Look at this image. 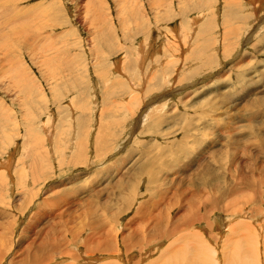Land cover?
<instances>
[{
	"label": "rangeland",
	"instance_id": "374dc122",
	"mask_svg": "<svg viewBox=\"0 0 264 264\" xmlns=\"http://www.w3.org/2000/svg\"><path fill=\"white\" fill-rule=\"evenodd\" d=\"M0 163V264H264V0H0Z\"/></svg>",
	"mask_w": 264,
	"mask_h": 264
},
{
	"label": "bare ground",
	"instance_id": "6f19581e",
	"mask_svg": "<svg viewBox=\"0 0 264 264\" xmlns=\"http://www.w3.org/2000/svg\"><path fill=\"white\" fill-rule=\"evenodd\" d=\"M41 8H42V7H41ZM260 8H261V7H260ZM24 11H25V10H24ZM177 33H178V32H177ZM190 35H191V34H190ZM190 35H189V36H190ZM189 36H188V37H189ZM144 41H145V40H144ZM149 45H150V44H149ZM149 45H148V46H149ZM142 47H143V46H142ZM143 55H144V54H143ZM141 57H142V56H141ZM140 90H141V89H140ZM145 105H146V104H145ZM145 107H146V106H145ZM153 107H154V106H153ZM146 108H147V107H146ZM146 114H147V113H146ZM143 118H144V117H143ZM141 121H143V119H142ZM145 121H146V120H145ZM137 122H139V121H137ZM140 123H141V122H140ZM135 124H136V123H135ZM136 126H137V125H136ZM138 126H139V125H138ZM8 159H9V158H8ZM208 159H209V158H208ZM4 163H5V162H3V164H4ZM15 163H16V162H15ZM0 164H2V163H0ZM3 164H2V165H3ZM2 167H3V166H2ZM9 167H10V166H9ZM11 167L16 168V166L14 165V163L12 164ZM11 167H10V169H11ZM4 169H6V168H4ZM13 170H14V169H13ZM1 171H2V170H1ZM10 171H11V170H10ZM4 172H5V171H4ZM6 172H7V171H6ZM19 172H20V171H19ZM8 173H9V172H8ZM17 173H18V172H17ZM6 174H7V173H6ZM4 176H5V174H4ZM4 176H3V177H4ZM20 176H21V175H20ZM198 191H199V190H198ZM204 197H205V196H204ZM156 201H157V200H156ZM242 229H243V228H242ZM246 229H247V228H246ZM237 230H238V229H237ZM233 232L236 233V231H233ZM234 233H233V234H234ZM239 233H242V232L240 231ZM233 234H232V235H233ZM256 236H257V235H256ZM123 237H124V236H123ZM248 237H249V236H248ZM201 238H202V237H201ZM241 238H242V237H241ZM246 238H247V237H246ZM202 239H203V238H202ZM242 239H243V238H242ZM238 240H239V239H238ZM238 240H237V242H238ZM250 240H251V239H250ZM239 241H240V240H239ZM257 241H258V239H257V237H256V240H254V241L252 242V247H253V249H251V250H250L251 252H249V253H253V254H255V249H256L255 246L259 245V244L257 243ZM188 242H189V241H188ZM198 242H199V241H198ZM237 242H235V243H237ZM204 243H205V242H204ZM227 243H228V242H227ZM233 243H234V242H233ZM233 243H232V244H233ZM241 243H242V242H241ZM246 243H247V242H246ZM200 244H201V243H200ZM253 244H254V245H253ZM206 245H207V244H206ZM226 245H228V244H226ZM243 245H244V244H243ZM243 245H242L241 247H243ZM203 246H205V245L203 244ZM248 246H249V245H248ZM209 247H210V246H209ZM238 247H239V246H238ZM245 247H247V246H245ZM207 248H208V247H206L205 249L207 250ZM210 248H211V247H210ZM224 248H225V247H224ZM188 249H189V248H188ZM188 249H187V250H188ZM199 249H200V248H199ZM236 249H237V246H236ZM249 249H250V248H249ZM260 249H261V248H260ZM209 250H210V249H208V252H209ZM211 250H212V249H211ZM241 250H242V249H241ZM258 250H259V249H257L256 252H257ZM184 251H185V249H184ZM184 251H183V252H184ZM197 251H198V250H197ZM202 251H204V250H203V249L201 250L200 255H204V254L207 252V251H204L205 253H204V254H201V253H203ZM212 251H213V250H212ZM212 251H211V252H212ZM246 251H247V250H246ZM109 252H110V251H109ZM169 252H170V251H169ZM186 252H187V251H186ZM191 252H192V251H191ZM231 252H232V251H231ZM247 252H248V251H247ZM241 253L243 254L242 251H241ZM244 253H245V252H244ZM259 253H260V252H259ZM236 254H238V253H236ZM242 254H241L239 257H241ZM193 255H194V254H193ZM198 255H199V254H197V256H198ZM213 255H215V253H214ZM231 255H232V254H231ZM247 255H248V254H244V256H242V257H244V259H245L246 261H247V259H249V258H245V257H247ZM164 256H165V255H164ZM174 256H175V255H174ZM205 256H209V257H210V255H205ZM248 256H249V257H252V255L250 256V254H249ZM255 256H256V257H255L256 259H259V256H257V253H256ZM193 257H194V256H193ZM198 257H200V256H198ZM203 257H204V256H203ZM209 257H208V258H209ZM227 257H228V256H227ZM239 257H238V258H239ZM242 257H241V258H242ZM103 258H104V257H103ZM159 258H160V257H159ZM176 258H177V257H176ZM206 258H207V257H206ZM228 258H229V257H228ZM228 258L224 259L223 263H224V264H234V259H235V257H233V259H231L232 257L229 258V259H231V260H227ZM238 258H237V260H238ZM100 259H101V258H100ZM211 259H212V261L210 260L211 262H209L208 264H210V263L218 264V261L214 258V256L211 257ZM189 260H191V259H189ZM192 260H193V259H192ZM201 260H202V258H201ZM208 260H209V259H208ZM249 260H250V259H249ZM182 261H183V260H182ZM227 261H228V262H227ZM260 261H261V260H260ZM207 262H208V261H207ZM202 263H204V262H202ZM237 263H238V262H237ZM239 263H240V262H239ZM250 263H251V262H250ZM258 263H259V260H258L257 264H258ZM198 264H199V263H198ZM241 264H243V263H241ZM245 264H246V263H245ZM260 264H261V262H260Z\"/></svg>",
	"mask_w": 264,
	"mask_h": 264
}]
</instances>
